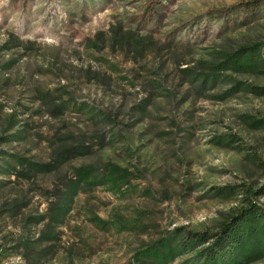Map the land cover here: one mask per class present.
<instances>
[{"label":"rangeland","instance_id":"374dc122","mask_svg":"<svg viewBox=\"0 0 264 264\" xmlns=\"http://www.w3.org/2000/svg\"><path fill=\"white\" fill-rule=\"evenodd\" d=\"M257 43L261 0H0V264H157L141 251L216 232L245 197L264 208L251 194L264 187V68L211 70ZM64 145L91 153L8 174L12 156L43 164ZM107 164L127 171L120 190L78 193L45 240L47 192Z\"/></svg>","mask_w":264,"mask_h":264},{"label":"trees","instance_id":"16d2710c","mask_svg":"<svg viewBox=\"0 0 264 264\" xmlns=\"http://www.w3.org/2000/svg\"><path fill=\"white\" fill-rule=\"evenodd\" d=\"M261 1L264 2V0ZM90 45L96 47L94 43ZM263 68L264 43H257L226 54L224 60L212 66L211 70L248 74ZM217 76L216 73L210 74L208 81L212 84ZM63 108V105L56 106L53 116L61 115ZM8 122L11 126L16 124L13 119ZM1 140L7 142L10 139L4 137ZM90 153L89 146L64 145L56 149L51 162L43 164L12 156L13 165L7 167V170L8 174L29 181L38 174L52 173L69 160L88 156ZM126 174V170L113 164H107L105 171L99 177L95 169L90 166L75 169L74 178L67 180L62 189L47 192L45 213L34 221L35 224H44L43 238L48 242L55 239L54 231L70 212L78 193H84L98 185H107L110 190L118 192L121 185L127 181ZM229 189L228 187L217 188L214 194L218 196L222 190ZM251 194L264 195V187L252 191ZM244 200L245 207L221 223L216 232L176 233L175 237L171 236L168 241H161L158 246L141 251V254L143 257H150L157 264H168L182 254H193L189 264H251L264 260V208L255 204L249 197H245ZM178 238H180L179 241H177ZM172 241L177 242L172 245Z\"/></svg>","mask_w":264,"mask_h":264}]
</instances>
